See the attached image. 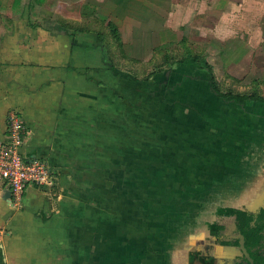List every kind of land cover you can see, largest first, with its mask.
Here are the masks:
<instances>
[{
	"label": "crops",
	"instance_id": "obj_1",
	"mask_svg": "<svg viewBox=\"0 0 264 264\" xmlns=\"http://www.w3.org/2000/svg\"><path fill=\"white\" fill-rule=\"evenodd\" d=\"M205 1L0 0V143L7 113L15 110L29 129L21 151L45 159L56 175L50 187H26L18 202L0 179V264H187L192 247L174 250L176 243L159 234L145 198L147 179L139 178L141 162L125 159L108 139L112 124L120 123L113 122V108L124 105L112 94L116 78L124 80L116 56L170 61L176 52L168 50L198 27L205 30L192 31L190 39L201 37L205 61L213 53L222 67L228 54L221 52H233L241 31L250 39L259 34L257 19L242 20L244 27L234 31L237 21L228 15L264 10V0ZM30 4L40 16L51 9L53 20L36 17L32 8L26 15ZM100 10L112 15L106 38L93 27ZM193 11L205 12V22L187 24ZM212 12L217 16L210 21ZM160 30L166 38H159ZM183 57L193 63L189 53Z\"/></svg>",
	"mask_w": 264,
	"mask_h": 264
},
{
	"label": "rangeland",
	"instance_id": "obj_2",
	"mask_svg": "<svg viewBox=\"0 0 264 264\" xmlns=\"http://www.w3.org/2000/svg\"><path fill=\"white\" fill-rule=\"evenodd\" d=\"M226 2L220 0L221 4ZM28 8L30 10L24 13L30 17L31 8L35 12V6L30 4ZM40 13L35 12L36 17L53 20L51 9L45 16ZM213 14L209 16L210 21L217 16ZM179 16L178 12L176 19L180 20ZM228 16L237 21L230 27L232 30H241L244 27L242 20L255 18L257 20L252 22L259 25L256 30L260 32L252 40L244 31L239 33L233 52L229 49L221 52L228 54L221 58L222 65L226 66L230 61L225 68L221 67L219 58H213L211 49V62L206 61L209 66L194 60L195 65L178 61L184 53L204 57L202 38L193 42L190 39L194 34L192 31L200 33L205 30L198 27L190 30V37H185L182 44L168 50L176 53L162 66H159L162 59L137 61L117 56L114 59L124 69L122 76L126 78H116L118 85H113V99L124 105L113 108V122L120 123L119 126L112 124V135L108 140L113 147L117 144L125 159L134 158L133 162H141L138 166L143 172L139 178L147 179L145 198L148 207H153L157 214L154 221L158 222L159 234L162 230L164 237L169 236L173 244L176 243L174 250L192 247L193 257L188 258L187 264H199L193 258L200 262V258L203 260L215 253L220 241L209 229L215 228L220 212L229 207L254 209L264 203V101L227 102L204 82L213 77L224 91L255 93L264 97V41L261 42L260 37H264V10L240 11L237 16L232 12ZM3 18L0 14V19ZM111 18L109 11L100 10L93 15L96 25L93 27L105 38L109 30L106 22ZM205 20V12L193 11L186 23L199 26ZM162 33L165 31H159V38H166ZM174 34L177 35L176 30ZM249 39L252 45L248 43ZM107 49L109 59L113 54L108 45ZM244 56H247L246 61ZM228 70L237 73L236 76L226 74ZM151 71L153 73L145 78ZM176 75L178 79H175ZM189 78L193 81L190 82ZM196 110H201L200 115L195 113ZM119 111L121 119L116 117L118 113L115 112ZM201 115L209 121H202ZM168 163L173 167L169 168ZM129 166L134 169L135 165ZM161 254L165 252L161 251Z\"/></svg>",
	"mask_w": 264,
	"mask_h": 264
},
{
	"label": "built area",
	"instance_id": "obj_3",
	"mask_svg": "<svg viewBox=\"0 0 264 264\" xmlns=\"http://www.w3.org/2000/svg\"><path fill=\"white\" fill-rule=\"evenodd\" d=\"M29 129L23 118L10 110L6 116L4 140L0 143V179L3 180L18 202L28 186L50 187L56 175L47 161L41 157H27L21 148Z\"/></svg>",
	"mask_w": 264,
	"mask_h": 264
},
{
	"label": "flooded vegetation",
	"instance_id": "obj_4",
	"mask_svg": "<svg viewBox=\"0 0 264 264\" xmlns=\"http://www.w3.org/2000/svg\"><path fill=\"white\" fill-rule=\"evenodd\" d=\"M263 208L264 203L254 209L241 208L252 215V219L249 220L250 224H259V233L261 237H259L256 243H249V245L246 246L244 244V236L234 223L232 216L220 212V219L215 221V228L220 231L222 230L219 232L221 239L219 240L220 242L216 244V251L214 253L217 256L212 254L213 257L209 255L203 260L200 258V262L194 258L193 260L199 264H226V262L229 264H264V211L259 212ZM220 225L221 227H219ZM209 231L211 232V228ZM216 238L219 239L217 235ZM190 257L193 256L191 255ZM209 260L211 263H209ZM215 261H217V263Z\"/></svg>",
	"mask_w": 264,
	"mask_h": 264
},
{
	"label": "trees",
	"instance_id": "obj_5",
	"mask_svg": "<svg viewBox=\"0 0 264 264\" xmlns=\"http://www.w3.org/2000/svg\"><path fill=\"white\" fill-rule=\"evenodd\" d=\"M100 35L102 36V34ZM191 57L195 62L199 63L200 65L202 64L208 65L205 59L200 58L199 56L191 55ZM183 59L184 57L182 56L181 58H178V61H182ZM168 61H169L168 58L166 56H163L162 61L159 62V66H162L165 62ZM113 67L114 65H112V68ZM151 73H153V71H151L148 75H146L145 78H148V76L151 75ZM123 78L125 79L126 76ZM208 80H209L208 82H209L210 90L213 93H215L219 98H222L224 101L227 102L232 101L236 103H242L245 99H258L264 101V97H261L255 93L245 94L240 92H232L231 90L224 91L223 89L220 88L218 82L213 77H210V79ZM262 211H264V208L261 209L259 212ZM224 214L232 216V218L234 219V223L236 224L238 229H240L239 231H241V233L244 236V244L246 246L249 245V243H256L259 237H261L259 233V226H258L259 224H255V225L250 224L249 220L252 219V215L248 213L246 210H243L241 208H227ZM219 227H221V225ZM221 231L218 230L217 228H211V233L215 236L217 235L219 240L221 239V236H219L220 235L219 232Z\"/></svg>",
	"mask_w": 264,
	"mask_h": 264
},
{
	"label": "water",
	"instance_id": "obj_6",
	"mask_svg": "<svg viewBox=\"0 0 264 264\" xmlns=\"http://www.w3.org/2000/svg\"><path fill=\"white\" fill-rule=\"evenodd\" d=\"M215 238H216V236H215ZM217 240H219V239H217Z\"/></svg>",
	"mask_w": 264,
	"mask_h": 264
}]
</instances>
